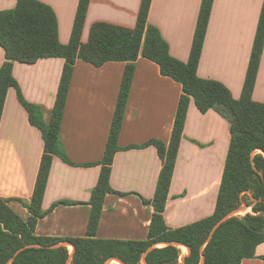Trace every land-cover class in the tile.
<instances>
[{"label": "crops", "instance_id": "1", "mask_svg": "<svg viewBox=\"0 0 264 264\" xmlns=\"http://www.w3.org/2000/svg\"><path fill=\"white\" fill-rule=\"evenodd\" d=\"M52 10L57 41L67 45L79 0H37ZM141 0H90L81 32L88 39L95 21L133 27ZM17 0H0V11ZM202 0H150L146 25L164 42L167 54L186 64ZM264 0H212L195 76L220 83L239 101L254 45ZM6 61L0 46V66ZM66 60L40 58L33 63L12 61L11 75L22 99L49 124ZM133 68L112 157L109 186L95 238L146 241L152 200L162 167L151 140L168 145L181 84L162 75L157 63L138 54L133 61H107L100 66L76 59L56 137L58 154L51 160L40 203L44 214L34 235L83 237L109 138L126 65ZM264 105V39L250 94ZM227 119L213 109L202 113L190 99L162 216L170 230L214 214L230 143ZM44 141L40 129L9 87L0 115V198L23 220L24 203L32 196ZM143 199L147 200L144 201ZM69 250L71 251L72 248ZM183 258V257H182ZM239 264H264V240L252 257Z\"/></svg>", "mask_w": 264, "mask_h": 264}, {"label": "trees", "instance_id": "2", "mask_svg": "<svg viewBox=\"0 0 264 264\" xmlns=\"http://www.w3.org/2000/svg\"><path fill=\"white\" fill-rule=\"evenodd\" d=\"M90 0H79L72 32L67 45L56 36L55 16L46 4L37 0H17L13 9L0 11V46L6 61L0 66V115L9 87L17 89V97L28 112L29 121L37 126L44 141L34 190L24 203L30 215L23 220L6 200L0 198V264H104L117 258L124 264H139L141 254L158 242H178L189 252L183 264H239L252 257L256 246L264 240V105L253 103L250 94L264 39V5L239 101L230 98L220 83L196 78L195 70L203 41L212 0H202L189 59L186 64L171 58L154 27L146 25L150 0H141L133 27L95 21L88 39L81 32ZM158 64L162 75L181 84L172 131L167 146L151 140L162 167L152 200L154 213L146 241H119L95 238V231L107 192H114L108 178L133 68L126 65L111 123L99 177L91 191V211L83 237H46L34 235L36 220L44 212L40 203L52 157L58 154L56 137L76 59L95 66L107 61L130 62L138 54ZM62 57L66 60L60 77L52 116L44 125L38 111L21 97L11 75L12 61L33 63L40 58ZM190 99L202 113L213 109L228 120L232 134L214 214L184 227L170 230L164 224L162 211L174 168L179 142ZM248 192L255 198L251 200ZM144 201H147L143 199ZM242 202L251 207L243 215L226 218L206 242L213 225ZM243 204V203H242ZM68 242L72 245H58ZM178 245L153 247L145 256L146 264H179ZM115 261V260H114ZM118 264L120 262L116 261Z\"/></svg>", "mask_w": 264, "mask_h": 264}, {"label": "rangeland", "instance_id": "3", "mask_svg": "<svg viewBox=\"0 0 264 264\" xmlns=\"http://www.w3.org/2000/svg\"><path fill=\"white\" fill-rule=\"evenodd\" d=\"M243 204H245V202H242ZM241 203V205L236 209V211L233 213V215L235 214V215H238V216H241V215H243L245 212H248V211H251V207L250 206H246V207H243L242 208V204ZM246 205V204H245ZM153 245V244H152ZM152 245H150L149 247H151ZM164 246V244H160V243H158L157 245H155L154 247H163ZM148 247V248H149ZM70 249H71V246L69 247ZM147 248V249H148ZM152 248H153V246H152ZM151 248V249H152ZM150 249V250H151ZM178 249H179V254H180V258H179V264H183V262H182V257L184 256V255H186V254H188V252H189V250H188V248L186 247V246H184V245H178ZM149 250V251H150ZM146 251V250H145ZM144 251V252H145ZM144 252L141 254V260H140V262H139V264H146V260H145V256H146V254H144ZM115 260V261H114ZM116 261H118V262H120V264H124L121 260H119V259H117V258H110V259H108V260H106L105 261V263L104 264H118Z\"/></svg>", "mask_w": 264, "mask_h": 264}, {"label": "water", "instance_id": "4", "mask_svg": "<svg viewBox=\"0 0 264 264\" xmlns=\"http://www.w3.org/2000/svg\"><path fill=\"white\" fill-rule=\"evenodd\" d=\"M248 194H249V196H250V198H251V200H255V198L248 192ZM243 207H246V205L245 204H243L242 205V208ZM236 211V209L234 210V211H231V212H229V213H227L226 215H224L223 217H221L214 225H213V227H212V229L210 230V233H209V235H208V237H207V240H206V242L210 239V237L213 235V233H214V231L216 230V228L226 219V218H228L229 216H232L233 215V213ZM158 243H160V244H164V245H183V244H180V243H178V242H158ZM158 243H155V244H153L152 246L154 247L155 245H157ZM58 245H67L68 247H70L71 246V248H72V245L70 244V243H68V242H62V243H60V244H56L55 246H58ZM152 246L151 247H149L148 249H146V251L144 252V254H147V252L152 248ZM185 246V245H184ZM203 261H204V256L202 255V259H201V261H200V263L199 264H203ZM69 264V263H68Z\"/></svg>", "mask_w": 264, "mask_h": 264}]
</instances>
